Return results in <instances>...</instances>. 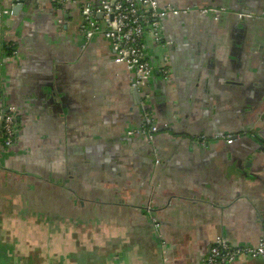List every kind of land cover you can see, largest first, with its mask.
<instances>
[{"label":"crops","instance_id":"obj_1","mask_svg":"<svg viewBox=\"0 0 264 264\" xmlns=\"http://www.w3.org/2000/svg\"><path fill=\"white\" fill-rule=\"evenodd\" d=\"M76 1L0 0V110L17 109L12 147L0 125V264H199L218 237L258 247L264 0H156L194 10L146 38L155 71L138 89L81 31L102 0ZM146 115L160 132L129 136Z\"/></svg>","mask_w":264,"mask_h":264},{"label":"built area","instance_id":"obj_2","mask_svg":"<svg viewBox=\"0 0 264 264\" xmlns=\"http://www.w3.org/2000/svg\"><path fill=\"white\" fill-rule=\"evenodd\" d=\"M52 4L76 3V0H48ZM187 11L161 8L156 0H102L93 7L86 4L82 9L84 23L81 31L86 40L96 35L106 39L112 50L116 64L124 65L132 74V86L144 88L154 74L155 67L147 55L146 38L155 42L162 40V22L169 16H178ZM1 17V14H0ZM168 75L166 69L161 71ZM1 98V96H0ZM0 125L7 147L15 144L17 137V109L8 106L0 110ZM160 132L153 117H146L145 129L128 132L129 136L144 135L152 140ZM216 140L232 143L231 136L218 133ZM264 257V241L258 247H236L222 237L216 238L206 257L199 264H231L240 258Z\"/></svg>","mask_w":264,"mask_h":264},{"label":"flooded vegetation","instance_id":"obj_3","mask_svg":"<svg viewBox=\"0 0 264 264\" xmlns=\"http://www.w3.org/2000/svg\"><path fill=\"white\" fill-rule=\"evenodd\" d=\"M194 9H189V10H180V11H187L186 13H181L180 15H178V16H175V17H178V18H181V17H185V16H188V15H190V13L193 11ZM195 11H199L200 13H202V14H209V13H216L215 15V17L217 18V20L220 18V12H223L224 10H219V9H210V10H206V9H204V10H199V9H197V8H195ZM217 12L219 13V14H217ZM238 17H239V19L240 20H245V19H250V18H252V17H254V16H252V14H244V13H240V14H238ZM149 115H146V117H148ZM151 116V115H150ZM146 117H145V119H146ZM231 141H232V143L234 142V138H233V136H231ZM16 143V142H15ZM231 143V144H232Z\"/></svg>","mask_w":264,"mask_h":264},{"label":"water","instance_id":"obj_4","mask_svg":"<svg viewBox=\"0 0 264 264\" xmlns=\"http://www.w3.org/2000/svg\"><path fill=\"white\" fill-rule=\"evenodd\" d=\"M23 4L22 3H18L17 1L14 2V7H13V15H17V13L22 9Z\"/></svg>","mask_w":264,"mask_h":264}]
</instances>
